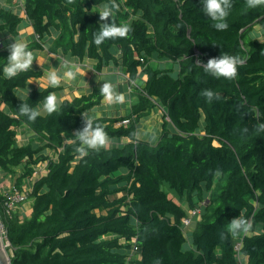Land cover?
<instances>
[{
    "label": "trees",
    "instance_id": "obj_1",
    "mask_svg": "<svg viewBox=\"0 0 264 264\" xmlns=\"http://www.w3.org/2000/svg\"><path fill=\"white\" fill-rule=\"evenodd\" d=\"M115 2L116 15L107 22L114 19L129 31L99 46L94 33L105 21L95 7L111 0H24V9L39 40L58 33L54 51L92 58L98 69L120 63L134 81L142 69L147 79L136 87L131 114L91 120L107 139L124 138L121 144L87 149L83 156L77 151L86 111L104 98L98 87L35 121L22 115V103L39 108L58 87L21 99L19 90L40 72L29 68L5 79L10 52L0 40V171L15 176L22 189L47 162L28 195L30 216L7 217L0 191L10 264H264V41L249 36L264 17V0L252 6L233 0L228 28L219 31L200 0ZM20 22L0 5V33L15 35ZM196 49L208 60L223 53L238 57L235 77L208 74L196 62ZM152 59L171 60L179 69L154 68ZM206 89L219 98H206ZM157 107L164 121L152 143L138 137V124ZM23 125L38 135L36 143H19ZM197 207L201 217L189 245L183 220ZM240 217L251 227L232 232L230 223ZM135 245L139 257L131 261Z\"/></svg>",
    "mask_w": 264,
    "mask_h": 264
},
{
    "label": "crops",
    "instance_id": "obj_2",
    "mask_svg": "<svg viewBox=\"0 0 264 264\" xmlns=\"http://www.w3.org/2000/svg\"><path fill=\"white\" fill-rule=\"evenodd\" d=\"M0 5L6 6L11 9L13 12L21 18V22L17 27V33L13 35L9 31H2L0 33L1 47L6 51L10 52L9 45L14 42V39L17 41L23 42L26 47L34 45L33 48L29 49L33 53V64L30 69L40 72L38 77H33L29 80L28 86L24 89L19 90V95L21 97H26L32 90L38 89L42 90L47 87L52 86L48 79L47 73L55 70L60 78V84L53 87H58V90L53 93L57 98L58 106L64 101L73 100L85 95H89L96 87L101 88L104 82H109L116 93L123 94L125 100L123 103H109L104 98L102 99L99 105L94 106L90 110H93L92 117H88V111H86V116L88 118L95 119L102 116L108 117H117V116H126L131 114L133 106L138 101V91H136L135 85L129 81V75L126 72V69L122 67L120 63L111 62L110 64L104 66L102 69H98L97 61L85 57L83 59L79 57L72 56L70 53H65L62 49H57L54 51L52 49L54 41L58 35L56 31L46 37L45 39L39 40L37 34L35 33L34 27L28 18L25 9H24V0H0ZM105 5V4H104ZM103 5L95 7L96 11H99ZM116 13H114V16ZM249 36L258 39L259 41H264V17L257 21L256 25L252 28L249 33ZM150 65L154 68L165 67V68H174L175 70L179 69L178 64H175L171 60H158L152 59ZM67 68H78L79 72L75 75V78H67L64 73ZM142 70V69H141ZM139 73L138 81H135L137 85H144L147 77L143 72ZM31 82V83H30ZM5 107L2 105L1 108ZM41 109V114H46L47 112L43 111V104L39 106ZM157 107L151 111V113L141 119L138 124V137L145 139L154 143L156 135L159 137L162 131V123L164 121V109ZM161 112V118L157 120V116ZM161 122V123H160ZM143 127L142 132L144 135H140L139 125ZM24 135L25 133L31 134V138L28 142H22V138L19 139V134ZM18 134V140L20 144H27L29 142L36 143L38 135L34 133L28 126L23 125ZM115 142L114 140L107 139V143ZM126 141L124 138L117 140V144H121ZM114 145V144H112ZM110 145V146H112ZM106 147H110L105 145ZM51 155L52 152L48 151ZM44 166L47 172V162L38 164L36 170L40 171V176L42 177L43 169H39ZM6 174V173H5ZM13 177L12 174H7ZM38 177V178H39ZM25 183L23 184L24 187ZM22 187V188H23ZM1 191V190H0ZM32 202L30 204L31 208ZM194 230H190L188 234V244L190 245V237ZM137 254H131L129 260L138 258Z\"/></svg>",
    "mask_w": 264,
    "mask_h": 264
},
{
    "label": "clouds",
    "instance_id": "obj_3",
    "mask_svg": "<svg viewBox=\"0 0 264 264\" xmlns=\"http://www.w3.org/2000/svg\"><path fill=\"white\" fill-rule=\"evenodd\" d=\"M249 6L256 3V0H248ZM202 11L204 14L214 21V27L219 30H225L228 28L226 18L230 14L233 0H200ZM119 5L115 0H111V3L103 5L98 11L100 19L105 21L100 24L98 31L94 33V43L101 45L106 39L124 37L129 31V27L126 24L117 25L114 19L111 22H107V18L114 17L115 10ZM10 53L7 56L8 63L3 67L2 71L5 79H10L17 75L19 72H24L33 64V53L27 49L26 45L14 39V42L9 45ZM239 58L223 53L219 57L210 58L207 63L204 64L205 71L214 77H225L231 79L235 77L237 73V65ZM79 72L78 68H67L64 75L67 78H75V75ZM47 79L52 86L60 84V78L55 70L48 72ZM31 83V82H30ZM100 91L106 101L109 103H123L125 97L123 94H118L114 91L113 86L109 82H104ZM204 96L209 100L213 97L219 98L216 94L206 89ZM22 99V97H20ZM58 107L57 98L53 94H49L44 97L43 111L49 114L55 112ZM19 111L22 115H26L28 120L35 121L36 118L41 115V109L33 108L27 103H22L19 107ZM85 126L82 130L76 133L80 147L77 151L81 156L85 155L87 149L99 150L100 147L105 146L107 143V136L100 125L93 127L90 118L86 117ZM251 227L245 219L242 217L234 218L229 225V229L232 232L241 230L247 232Z\"/></svg>",
    "mask_w": 264,
    "mask_h": 264
},
{
    "label": "built area",
    "instance_id": "obj_4",
    "mask_svg": "<svg viewBox=\"0 0 264 264\" xmlns=\"http://www.w3.org/2000/svg\"><path fill=\"white\" fill-rule=\"evenodd\" d=\"M194 57L196 59L197 64L200 66H204L205 63H207L208 59L206 56L202 54V52L198 49L195 50L194 52ZM129 81L132 83V85L138 86L134 80H131L130 77ZM130 122L129 119L124 120L122 123L123 124H128ZM39 171L36 170L34 172L33 178L38 177ZM31 191V188L24 186L22 189H19L17 186H13L11 189H9L5 194H3L6 198L4 202V211L5 215L9 218L13 217V214L16 212H20V206L22 203H25V201L28 199V195ZM201 217V207H197L193 210L188 211L187 217L184 218L183 220V233L185 237H188V234L190 230L193 228V223L195 220L200 219ZM0 235L2 238H4L5 242L8 244L7 246L10 247V241L7 238V228L4 224L3 216L0 215ZM242 246V236L238 237L235 248L237 252L239 253L240 249ZM138 246H133L131 250V254H138ZM238 256V255H237ZM240 255L238 256V258Z\"/></svg>",
    "mask_w": 264,
    "mask_h": 264
},
{
    "label": "rangeland",
    "instance_id": "obj_5",
    "mask_svg": "<svg viewBox=\"0 0 264 264\" xmlns=\"http://www.w3.org/2000/svg\"><path fill=\"white\" fill-rule=\"evenodd\" d=\"M93 110H94V109H93ZM93 110H90V111L88 112V117H92ZM160 110H161V112H163V111H162V108H161ZM161 112H160L159 115L157 116V120H159V118H161ZM160 123H161V122H160ZM141 124H142V123H140V125H139L140 135H144V132H142L143 127H141ZM21 138H22V139H21ZM30 138H31V134H29V133H25L24 135H22L21 133L19 134V139H21L22 142H28ZM157 139H158V136L156 135V138H155V140H153V141H157ZM112 144L116 145L117 142L115 141V142L111 143V142L108 141V143H106V145H108V146H110V145H112ZM39 169H40V170L43 169V171H42L43 173L46 172V169H45L44 166L40 167ZM21 171H22V169H21V168H18V169H17V175H18L19 173H21ZM38 171H39V170H38ZM39 175H40V171H39ZM38 177H39V176H38ZM38 177H36V178L34 177V178H32V179H29V178L26 179V180H25V185H24V186L29 187V188L32 189L33 182H34ZM15 179H16L15 176L12 177V176H10V175L5 174L3 171H0V190H1L2 194H5L9 189H11L13 186H15ZM166 189L169 190V191H171L170 193H171L172 196L176 197V195H175L176 192H175L174 190L170 189L168 185H166ZM176 198H177V197H176ZM31 202H32L31 199H27V200L25 201V203H22V204H21V206H20V212H19V214L21 215V217H28V216H30V214H31V210H29V209H30V204H31ZM185 206H186V205H185ZM1 237H2V236H1ZM2 239H3V243H4L3 248L6 250L7 257L10 258V257H9V253H8V251H7V248H8L7 245H8V244L4 241V240H5L4 238H2Z\"/></svg>",
    "mask_w": 264,
    "mask_h": 264
},
{
    "label": "water",
    "instance_id": "obj_6",
    "mask_svg": "<svg viewBox=\"0 0 264 264\" xmlns=\"http://www.w3.org/2000/svg\"><path fill=\"white\" fill-rule=\"evenodd\" d=\"M4 243L0 235V264H10V258L7 257L6 250L3 248Z\"/></svg>",
    "mask_w": 264,
    "mask_h": 264
}]
</instances>
